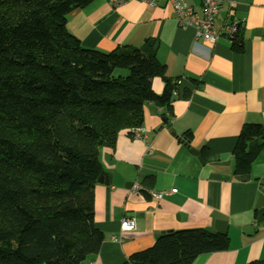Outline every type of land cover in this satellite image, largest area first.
<instances>
[{
    "label": "trees",
    "instance_id": "trees-1",
    "mask_svg": "<svg viewBox=\"0 0 264 264\" xmlns=\"http://www.w3.org/2000/svg\"><path fill=\"white\" fill-rule=\"evenodd\" d=\"M91 2L0 0V264H82L98 254L99 149L141 127L145 103L172 113L179 80L167 79L150 44L106 53L84 48L69 32V13ZM242 42L240 29L233 50L241 52ZM155 77L165 81L160 95ZM263 148L261 125L245 124L235 174L248 176ZM228 247L227 234L165 232L124 264H192Z\"/></svg>",
    "mask_w": 264,
    "mask_h": 264
},
{
    "label": "crops",
    "instance_id": "crops-1",
    "mask_svg": "<svg viewBox=\"0 0 264 264\" xmlns=\"http://www.w3.org/2000/svg\"><path fill=\"white\" fill-rule=\"evenodd\" d=\"M185 1L201 12L199 0ZM220 1L216 25L239 22L241 52L224 38L215 44L196 40L194 28L180 24L166 1L157 7L138 1L113 7L107 0H92L69 13L67 28L84 48L107 53L157 42L155 56L167 79L179 80L172 113L145 103L143 137L121 131L113 147L99 149L107 182L95 186L94 221L104 240L99 253L82 264H124L152 247L161 233H219V221L226 222L229 247L200 255L192 264L264 261V228L255 208L264 183V148L248 180L235 174L234 157L245 124L264 131V0ZM164 87L162 78L153 79L156 94ZM148 178V191L163 193L161 199L134 190L137 185L145 189ZM126 218H134V231H121Z\"/></svg>",
    "mask_w": 264,
    "mask_h": 264
},
{
    "label": "built area",
    "instance_id": "built-area-1",
    "mask_svg": "<svg viewBox=\"0 0 264 264\" xmlns=\"http://www.w3.org/2000/svg\"><path fill=\"white\" fill-rule=\"evenodd\" d=\"M132 1L142 2L150 7H157L161 2L166 1L172 6L180 24L192 26L196 40L202 39L209 44H215L223 38L232 42V39L235 38L240 30V24L237 21L224 22L221 26L216 25V17L220 12V0H199L201 3V12H196L185 0H107L113 7ZM132 133L136 138H140L143 137L145 131L141 128H136ZM142 189L138 185L134 188L136 191ZM172 192L176 191L172 190ZM150 193L156 199H161L163 195V193L157 192ZM134 221V218L123 219L121 222V231H134Z\"/></svg>",
    "mask_w": 264,
    "mask_h": 264
},
{
    "label": "water",
    "instance_id": "water-1",
    "mask_svg": "<svg viewBox=\"0 0 264 264\" xmlns=\"http://www.w3.org/2000/svg\"><path fill=\"white\" fill-rule=\"evenodd\" d=\"M260 34L264 37V30H260ZM150 45L152 46L153 48V55H155L157 49H158V43L157 42H154V41H151ZM175 96H173L172 99H174ZM192 152L199 156V152L196 151V150H192ZM243 180H248V177H244L242 178ZM102 182H107V179L106 177H101L98 181V183H102ZM259 195H258V200H257V203H256V210L258 211V223L261 224L262 228H264V183H260L259 184ZM217 232H219L220 234H226V230H227V227H226V222L225 221H219L217 223V228H216Z\"/></svg>",
    "mask_w": 264,
    "mask_h": 264
}]
</instances>
